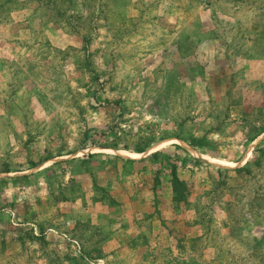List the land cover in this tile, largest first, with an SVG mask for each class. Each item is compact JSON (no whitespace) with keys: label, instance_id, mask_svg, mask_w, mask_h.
Here are the masks:
<instances>
[{"label":"rangeland","instance_id":"rangeland-1","mask_svg":"<svg viewBox=\"0 0 264 264\" xmlns=\"http://www.w3.org/2000/svg\"><path fill=\"white\" fill-rule=\"evenodd\" d=\"M0 264H264V0H0Z\"/></svg>","mask_w":264,"mask_h":264},{"label":"trees","instance_id":"trees-1","mask_svg":"<svg viewBox=\"0 0 264 264\" xmlns=\"http://www.w3.org/2000/svg\"><path fill=\"white\" fill-rule=\"evenodd\" d=\"M242 169H238L236 170L237 172L241 171ZM176 185H179L181 187V184H179L178 182H175Z\"/></svg>","mask_w":264,"mask_h":264}]
</instances>
